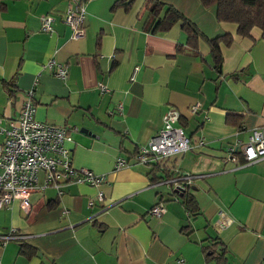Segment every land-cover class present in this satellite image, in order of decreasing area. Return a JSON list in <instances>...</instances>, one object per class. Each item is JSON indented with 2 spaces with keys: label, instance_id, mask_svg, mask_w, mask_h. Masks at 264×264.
<instances>
[{
  "label": "crops",
  "instance_id": "1",
  "mask_svg": "<svg viewBox=\"0 0 264 264\" xmlns=\"http://www.w3.org/2000/svg\"><path fill=\"white\" fill-rule=\"evenodd\" d=\"M72 1L0 0V122L10 127L30 97L39 120L70 129L74 165L106 181L37 188L26 217L19 200L0 208V264H264V157L245 163L240 148L264 126L260 28L240 35L218 20L216 5L159 0L198 26L193 48L182 22L156 27L146 0H78L87 17L75 39L64 21ZM45 14L56 17L52 31L42 29ZM225 33L232 40L221 42L218 64L207 39ZM52 59L66 78L47 66ZM170 108L192 147L152 172L135 154ZM238 145L237 161L228 159ZM119 157L130 164L117 168ZM180 173L194 176L191 206L166 182ZM161 201L166 212L156 217L150 210Z\"/></svg>",
  "mask_w": 264,
  "mask_h": 264
},
{
  "label": "built area",
  "instance_id": "2",
  "mask_svg": "<svg viewBox=\"0 0 264 264\" xmlns=\"http://www.w3.org/2000/svg\"><path fill=\"white\" fill-rule=\"evenodd\" d=\"M86 17L87 10L83 2L73 0L64 17V21L73 31V38L84 36ZM55 21L54 15H42V29L52 31ZM47 66L54 68L55 73L62 78L68 75L67 67L54 59L50 60ZM100 88L103 93L109 92L103 83H100ZM199 107L200 104L196 103L191 107V111L196 113ZM36 111V105L29 97L20 115L11 121L10 127H2L0 122V132L5 133L4 141L0 144V208L19 200L24 217L30 213L32 208L30 195L37 188L45 190L53 187L61 191L69 183H85L98 187L106 181L105 174L74 165L72 150L67 145V142L73 139L70 129L39 120ZM180 117L181 114L176 108H170L166 112L164 126L147 146L138 148L135 154L137 161L154 164L191 149V140L183 126L176 124ZM239 146L229 147L228 159L237 161L235 152ZM240 148L245 163L263 158L264 126L254 128L248 141L241 144ZM129 164V159L119 157L116 167L121 168ZM40 173L45 175L41 184ZM193 179V175L180 173L166 182L172 183L178 191H186L191 187ZM98 198L104 200L103 191L98 192ZM165 212L166 206L163 201L155 204L150 210L156 217H161ZM12 233L7 237H14Z\"/></svg>",
  "mask_w": 264,
  "mask_h": 264
},
{
  "label": "trees",
  "instance_id": "3",
  "mask_svg": "<svg viewBox=\"0 0 264 264\" xmlns=\"http://www.w3.org/2000/svg\"><path fill=\"white\" fill-rule=\"evenodd\" d=\"M205 7L216 5L217 17L220 22H232L237 25V33L240 35H249L253 27L261 30V38L264 39V0H200ZM120 4V3H118ZM117 4V5H118ZM145 8H147L152 16L158 18L156 27L161 26L169 29L176 23L182 22V28L188 35V44L197 48L200 37L203 36L198 26L188 19L178 8L172 4H167L159 0H146ZM162 11H165L162 15ZM216 63L221 64L223 60L221 42L230 43L232 37L225 33L214 39H207ZM166 164L161 161L153 164L152 172L165 170ZM190 188L186 189L183 194L185 203L192 205L194 198L190 193ZM56 202L50 203L49 206H55ZM212 248H209L211 250ZM215 253L208 257H214ZM223 254V253H222ZM221 254V255H222ZM222 256L216 257L219 261Z\"/></svg>",
  "mask_w": 264,
  "mask_h": 264
},
{
  "label": "water",
  "instance_id": "4",
  "mask_svg": "<svg viewBox=\"0 0 264 264\" xmlns=\"http://www.w3.org/2000/svg\"><path fill=\"white\" fill-rule=\"evenodd\" d=\"M183 192H185V190H183Z\"/></svg>",
  "mask_w": 264,
  "mask_h": 264
}]
</instances>
